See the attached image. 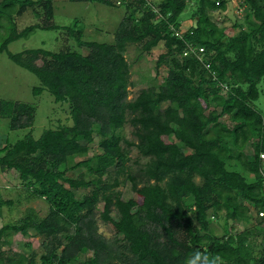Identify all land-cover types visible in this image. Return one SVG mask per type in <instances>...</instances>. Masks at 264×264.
<instances>
[{
	"label": "trees",
	"instance_id": "obj_1",
	"mask_svg": "<svg viewBox=\"0 0 264 264\" xmlns=\"http://www.w3.org/2000/svg\"><path fill=\"white\" fill-rule=\"evenodd\" d=\"M71 1L116 7L111 0ZM190 1H122L126 14L113 42L99 43L85 41L75 22L51 23L50 0H0V54L38 79L34 96L45 91L67 105L71 122L45 129L37 139L28 132L0 148V172L15 170L28 199L48 205L43 217L27 209L0 228V264H76L87 254L81 264H189L190 258L195 264H264V243L252 248L248 230L232 235L228 224L251 222L250 207L257 225L264 223L258 215L264 212V117L255 107L264 96V0H240L244 16L231 26L240 28L231 37L230 28L211 19L231 0H192L195 24L180 34L179 18ZM37 3L42 23L19 31L14 16ZM37 30H65L87 53L8 50ZM160 43L165 52L157 66L167 67L162 83L129 98L127 47L149 53ZM0 118L8 119L10 130L30 129L35 107L2 100ZM126 125L133 139L122 135ZM95 137L101 153L74 163ZM248 142L250 156L243 151ZM138 159L145 162L133 170L129 163ZM78 169L83 171L75 178L66 177ZM127 182L134 198L124 199L118 190ZM80 190L87 192L76 195ZM13 204L0 198V207ZM212 218L224 221L221 236ZM99 221L113 232L111 239L99 232ZM11 234L41 238L40 256L30 243L27 252L3 250Z\"/></svg>",
	"mask_w": 264,
	"mask_h": 264
},
{
	"label": "rangeland",
	"instance_id": "obj_2",
	"mask_svg": "<svg viewBox=\"0 0 264 264\" xmlns=\"http://www.w3.org/2000/svg\"><path fill=\"white\" fill-rule=\"evenodd\" d=\"M53 6L54 16L51 23L58 26H73L74 22L77 23V28H83V39L85 41L99 42V43H112L113 33L117 28L122 17L125 16L126 11L124 5L120 3L125 0H111L116 7H108L96 2L85 1H71V0H50ZM189 2V0H188ZM191 6V7H190ZM195 10L194 2L190 1L187 9L180 15V22L182 24L180 34L186 31L195 20L191 19L192 11ZM44 9L42 3H37L33 7H29L21 15H15V23L18 30H22L28 26L41 24L44 19ZM244 16V11L240 8V0H231L226 10L223 12H216L211 16V19L219 27H228L227 37L235 36L240 32V28H231L234 22H241ZM42 48L51 52H58L62 49L75 50L79 53L86 54L85 48H78L75 44L74 38L65 30L60 31H42L37 30L26 39H20L11 43L8 50L12 53H19L25 49ZM165 52L162 43L155 47L151 52H141L136 46L130 45L127 47L125 57L130 66L131 82L130 96L133 98L139 90L147 87L158 86L162 83L164 76L167 73V67L163 64L157 66L158 56ZM39 86L38 79L30 72L20 68L11 62L5 53L0 54V101H14L32 105L35 107V120L30 129L10 130L8 119L0 118V148L7 144H13L22 139L28 132L37 139L45 129H54L58 124H68L69 113L68 106L65 104L54 103L53 98L49 93L43 92L39 96H34L32 88ZM262 85L259 86V88ZM225 95V91L222 90ZM255 107L260 110L264 117V96L260 94L259 99L255 102ZM59 120V121H58ZM228 126L233 123L228 119H221ZM131 127L126 125L123 129L122 135L126 139H133L131 135ZM98 139L95 137V142L91 145L87 155L84 157H77L74 163L93 158L95 155L101 153L98 146ZM244 153L247 156L252 155L251 142H248L244 147ZM184 152L188 153L185 149ZM131 158L135 160L138 157L137 152L134 150L131 153ZM263 160L264 170V157L260 155ZM138 164L129 163L133 170H138L139 167L145 162V159H138ZM83 169V168H82ZM80 171H70L66 177L75 178ZM237 171L242 172L238 167ZM243 174H245L243 172ZM248 181H252L247 177ZM198 182V179H196ZM67 186V185H66ZM24 183L19 178L15 170L0 172V198L4 201L11 200L13 206L3 205L0 207V228L6 224L20 220L26 213L27 209H33L38 213L39 217L45 216L48 211V205L43 199H28V191ZM123 194L124 199L134 198L135 194L131 191L129 183L118 188ZM87 191L80 190L76 195L80 196ZM249 204V203H246ZM101 208V206H100ZM252 216L251 222H240L228 220V224L232 227V235L240 234L248 230L246 240H251L252 248L256 250L261 249V244L264 243V223L257 225V220L254 219L255 211L250 207ZM114 215V213H113ZM260 217L264 216V212L258 214ZM223 220L212 218L211 227L216 235L223 234L222 224ZM99 232L106 238L111 239L113 232L110 228L98 222ZM255 232V234H254ZM9 237L10 243L3 247V250L11 252H24L27 248L25 244L30 243L33 252L40 256L43 249L41 247L42 239L38 236H22L20 234H11ZM8 239V238H7ZM27 252V251H26ZM90 254L81 255L77 258L76 264H81L85 258Z\"/></svg>",
	"mask_w": 264,
	"mask_h": 264
},
{
	"label": "clouds",
	"instance_id": "obj_3",
	"mask_svg": "<svg viewBox=\"0 0 264 264\" xmlns=\"http://www.w3.org/2000/svg\"><path fill=\"white\" fill-rule=\"evenodd\" d=\"M262 157H264V154H262ZM200 254L196 253V256L198 257ZM189 264H195V258H190ZM204 264H214L211 260H205Z\"/></svg>",
	"mask_w": 264,
	"mask_h": 264
},
{
	"label": "built area",
	"instance_id": "obj_4",
	"mask_svg": "<svg viewBox=\"0 0 264 264\" xmlns=\"http://www.w3.org/2000/svg\"><path fill=\"white\" fill-rule=\"evenodd\" d=\"M200 51H201V49H200Z\"/></svg>",
	"mask_w": 264,
	"mask_h": 264
},
{
	"label": "crops",
	"instance_id": "obj_5",
	"mask_svg": "<svg viewBox=\"0 0 264 264\" xmlns=\"http://www.w3.org/2000/svg\"><path fill=\"white\" fill-rule=\"evenodd\" d=\"M195 24V23H194Z\"/></svg>",
	"mask_w": 264,
	"mask_h": 264
}]
</instances>
